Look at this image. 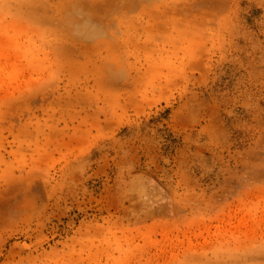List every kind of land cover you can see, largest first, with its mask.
Masks as SVG:
<instances>
[{
	"label": "rangeland",
	"instance_id": "1",
	"mask_svg": "<svg viewBox=\"0 0 264 264\" xmlns=\"http://www.w3.org/2000/svg\"><path fill=\"white\" fill-rule=\"evenodd\" d=\"M0 264H264V0H0Z\"/></svg>",
	"mask_w": 264,
	"mask_h": 264
}]
</instances>
